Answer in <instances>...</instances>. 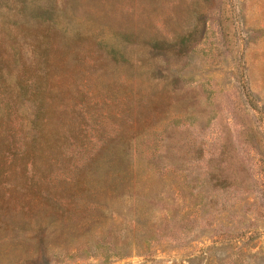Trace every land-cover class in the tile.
Here are the masks:
<instances>
[{
	"label": "rangeland",
	"instance_id": "rangeland-1",
	"mask_svg": "<svg viewBox=\"0 0 264 264\" xmlns=\"http://www.w3.org/2000/svg\"><path fill=\"white\" fill-rule=\"evenodd\" d=\"M48 20L71 50L68 65L78 64L73 98L64 95L67 111L76 108L65 147L72 162L101 126L114 125L111 98L148 94L164 106L142 113L145 124L130 143L139 168L134 186L110 193L102 214L83 210L79 190L81 210H65L36 230L43 231L36 239L47 244L46 262L30 245L32 215L20 204L27 195L7 186L20 183V162L1 159L0 204L11 222L0 223V264H264L263 155L255 141L264 138V0H0L2 56L27 49L22 25ZM83 31L118 47L124 59L93 66L83 38L71 41ZM13 75L0 61L2 134L18 129L24 113L10 114L2 99ZM155 145L157 162L168 168L148 161ZM66 162L56 161L49 176H72ZM213 175L242 181L217 188ZM87 177L84 191L97 200L104 181ZM100 234L105 239L97 242Z\"/></svg>",
	"mask_w": 264,
	"mask_h": 264
},
{
	"label": "trees",
	"instance_id": "trees-1",
	"mask_svg": "<svg viewBox=\"0 0 264 264\" xmlns=\"http://www.w3.org/2000/svg\"><path fill=\"white\" fill-rule=\"evenodd\" d=\"M39 13H41L40 10ZM21 28L22 36L31 37L27 43V49L17 46L19 50L12 49L11 52L7 50L4 56L0 52V61L9 66L12 71L14 70L12 88L3 90L2 99L11 109L10 114L14 112L17 115L21 107L24 110V113H21L22 120L18 129L13 128L11 131L0 133V160L9 157V159H18L20 162L18 170L21 175L20 183L9 181L7 186L12 189L22 187V194L27 195L20 204L26 206L32 215L29 220L33 221V231H35L30 245L34 248L36 259L44 258L46 262L50 256L46 254L47 244L44 239H36L37 235L43 231L36 230H42L45 224L56 215L65 214L67 212L65 210L70 209L66 216L75 215V208L81 210L77 201L79 198H74L75 192L79 190L83 191V210L94 208L102 214L104 205L109 206L106 201L110 193H122L128 186H134L131 183V177L138 176L139 168L134 167L129 158L130 143L135 139L140 127L145 124H143L145 120L143 114L151 107L161 109L164 103L161 96L152 98L148 94L138 96L125 94L122 98H115L116 96L111 98L115 107L108 117L115 118L114 125L101 126L96 140L83 147L82 158L72 162V155L65 147L72 138V134L69 136L67 133L73 126L72 116L76 108L67 111L66 107L70 103H67L64 95L69 94L73 98L71 82L78 64L68 65L67 57L71 50L59 44L62 40L54 29L52 21L38 23L33 27L26 25L23 28L22 25ZM121 36L132 38L136 36V33L124 32ZM79 38H83L85 49L92 52L90 63L93 66H106L109 61L124 59L123 52L118 47L106 43L92 33L76 32L71 37L72 43L74 44V41ZM77 42L75 41V44ZM147 43L148 40H146ZM84 105L83 101V111L90 115L91 112L86 111ZM104 117H106L105 114ZM262 137L259 133L255 141L257 153L263 155L259 169L261 180H264V138ZM157 151L156 145L152 147L148 161L161 166L156 168H168L167 165L157 162L160 159V155L156 154ZM64 159L67 162L63 168L73 170L74 173L72 176L58 177L54 180L55 176H49V170L53 169L56 161ZM0 163L2 164L1 161ZM1 168L2 165H0V174L3 172ZM177 168L181 166H174V169ZM93 174L104 181L103 193L97 200L93 199V194L84 191L85 185L91 179L87 176ZM13 175L11 173V176ZM211 177L210 179H213L211 185L217 188L237 186L242 181L235 176L227 178L213 175ZM54 181L57 183H53ZM261 190V195L264 197V183ZM9 219L8 213L3 211L0 204V223L7 224L11 222ZM102 239H105L104 234L99 235L97 242Z\"/></svg>",
	"mask_w": 264,
	"mask_h": 264
}]
</instances>
